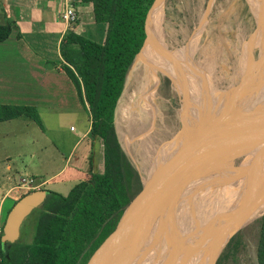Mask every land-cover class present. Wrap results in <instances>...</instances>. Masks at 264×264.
<instances>
[{
	"label": "trees",
	"instance_id": "trees-1",
	"mask_svg": "<svg viewBox=\"0 0 264 264\" xmlns=\"http://www.w3.org/2000/svg\"><path fill=\"white\" fill-rule=\"evenodd\" d=\"M80 1L91 3L95 21L106 26L104 40L70 30L61 40L60 52L63 69L87 107L92 133L103 139L105 171L92 172L67 195L48 190L44 202L30 214L32 241L0 239L1 264H86L142 188L141 175L120 143L115 114L127 75L147 37L146 17L154 0ZM11 32L10 21L0 23V42ZM22 114L39 121L33 107L0 106V121ZM257 222V261L264 264V215ZM240 243V236H234L217 264L234 256ZM154 257L146 254L138 260L150 264Z\"/></svg>",
	"mask_w": 264,
	"mask_h": 264
},
{
	"label": "rangeland",
	"instance_id": "rangeland-1",
	"mask_svg": "<svg viewBox=\"0 0 264 264\" xmlns=\"http://www.w3.org/2000/svg\"><path fill=\"white\" fill-rule=\"evenodd\" d=\"M258 3L260 4V2ZM161 7L162 35L165 36L163 33L166 28L165 33L170 36V45L174 46L178 51L175 62L169 59V56L167 59V62L172 67L171 71L168 72L172 80L166 74L159 75V84H157L154 98H152L154 114L146 113L145 108L141 104L140 93L147 91L148 87L153 88V80L150 75L148 76V69L139 62L137 57L127 75L125 87L118 101L115 114V124L120 143L142 179L146 178L152 170V156L159 153L160 148L161 151H165L166 153L168 150L167 143L182 128L183 118L189 114V111L185 107L183 109L185 91H189L191 87L192 92L189 95L188 101L192 96L193 105L199 106L198 113L201 111L200 106L202 102L199 100L200 94L195 93V96H193L194 85H191L192 82L195 84L199 78L204 79L206 80L205 84H203L204 90L209 87L213 92L219 94L237 84L244 77L241 74L242 59L250 51L248 49L249 46H254L252 49L254 62L259 61L260 49L257 45L251 44L255 41H252L250 37L259 28L260 21L258 16L254 17L256 12L253 8H251L252 11L250 10L246 0H164ZM203 14H205L206 18L205 29L199 28L200 17ZM199 35L198 46L194 48L196 53H192V57L187 56L186 51L189 49L193 37ZM176 63L177 69L175 68ZM196 63L199 65L198 67ZM180 64H183L182 68ZM193 66L197 68L194 70V74H191ZM251 69L255 70L256 65L253 64ZM182 78H185L184 82L191 79L188 87L187 81L185 83L179 81ZM182 85L183 87H181ZM79 114H60L61 120L49 118V116L43 114L44 135L39 131L40 127L36 123L32 128H22L23 126L21 125L22 127L19 126L20 129L17 128L6 132V134L1 132L0 157L5 155L4 151L7 150V152H10L11 159L13 160L1 159L0 171L5 162L19 163L21 162L20 158H24L23 156L18 157L15 155V147L16 149H20L23 146L21 152L27 153L31 147L30 142L38 140L39 144L44 143L46 142L44 136H47V152L55 146L67 150L72 141H64V138L70 134L68 132L70 127L73 126L79 131L80 124L83 123L81 122L82 118L85 120L84 125L88 124V117L85 118V113L81 112ZM58 123L61 124L60 130H58ZM12 128L14 129V127ZM61 136H63V141L59 139ZM261 151H264V148L259 151H251V156L249 154L242 156L237 160L233 168L223 170L222 172L221 180L232 176L230 182L235 180V190L240 196L242 195L241 190L248 184L249 175H246L247 169L252 160ZM146 163L148 164L146 165ZM51 168H56V164ZM200 217L199 215L189 216V223L184 222V220L181 222V219H179L178 225L183 228V225L187 224L189 228H193L195 226H192V223H198L201 220ZM238 219L239 217L234 211L232 220L237 221ZM258 219H255L239 230L238 234L241 243L238 245L235 255L228 257L222 264H258L257 245L260 233ZM167 230L170 233L174 232H172L171 226ZM33 232L34 218L33 215H30L22 225L19 239L31 242ZM167 234L170 236L168 232ZM161 236H163V232H160ZM226 247L227 244L222 248L219 257L225 252ZM183 250L186 251L173 248L171 250L172 253L176 251L179 253L180 259L177 264H192L193 260L190 258L193 257V254L189 253L186 248ZM149 254L153 255V257L156 256L149 259L150 264H167V253L157 255L152 252ZM136 264H141V260H137Z\"/></svg>",
	"mask_w": 264,
	"mask_h": 264
},
{
	"label": "crops",
	"instance_id": "crops-1",
	"mask_svg": "<svg viewBox=\"0 0 264 264\" xmlns=\"http://www.w3.org/2000/svg\"><path fill=\"white\" fill-rule=\"evenodd\" d=\"M63 1L0 0V23H12L10 36L0 42V106H30L39 118L37 121L22 114L1 120L0 133L6 134L21 125L22 128H32L36 123L44 135L43 114L58 120H61L60 114L78 115L83 112L85 118L88 117L87 125H84V118L81 119L83 123L79 131L73 126L68 130L70 134L64 141L72 143L67 150L55 146L47 152V136H44L46 142L39 144L38 140H33L27 153L21 152L23 146L20 149L15 147V155L24 157L19 163H11L10 152L4 151L5 155L0 160L10 161L5 162L0 171L2 228L11 208L25 194L45 189L67 195L92 172L105 171L103 139L93 135L87 107L63 69L60 44L70 30L98 42L103 41L106 26L95 21L91 3L80 1L76 3L78 17L75 29H72L60 15ZM57 125L60 130L61 124ZM62 137L59 139L63 141ZM54 164L56 168H51ZM23 178H33L34 182L24 183Z\"/></svg>",
	"mask_w": 264,
	"mask_h": 264
},
{
	"label": "water",
	"instance_id": "water-1",
	"mask_svg": "<svg viewBox=\"0 0 264 264\" xmlns=\"http://www.w3.org/2000/svg\"><path fill=\"white\" fill-rule=\"evenodd\" d=\"M157 1L147 14L145 28ZM146 34L138 55L148 39L147 29ZM206 104L199 113L185 115L182 128L167 143V152L142 179L141 190L86 264H130L135 244L148 239L151 230L168 229L169 225L176 228L173 211L180 202L203 191L213 180H221L223 170L233 168L242 156L264 148V63ZM47 193L34 190L14 204L3 226L2 242L19 240L25 219L44 202ZM235 195L234 207L238 209L244 197ZM263 215L264 210L251 217L244 214L229 224L209 264H216L224 245L241 228Z\"/></svg>",
	"mask_w": 264,
	"mask_h": 264
},
{
	"label": "bare ground",
	"instance_id": "bare-ground-1",
	"mask_svg": "<svg viewBox=\"0 0 264 264\" xmlns=\"http://www.w3.org/2000/svg\"><path fill=\"white\" fill-rule=\"evenodd\" d=\"M163 1L164 0H158L148 15L147 26H146V29L148 32V39L145 43L144 48L142 49L140 54L137 56L139 62L148 69L149 71L148 76L150 75V77L153 80V88L148 87L147 91L145 92L142 91L140 93V99H141V104L143 108H145L146 113L152 114V115L154 114L152 98H154L155 89L157 88V84H159L158 77L159 75H165V73L168 74V72L162 68L163 65L160 66L161 63L163 64L167 62L165 61V59L167 60V56H168L166 52L163 50L164 43H163V38H162L163 35L161 32L162 31L161 30V17H162L161 4ZM246 2L248 3L251 11H252L251 8H253L255 12L259 11L260 9L259 12L263 16L264 0H246ZM258 2H260V5ZM200 18L201 20L199 21L200 22L199 28L205 29L204 28L205 23H206L205 14H203V16ZM259 21L261 23V20ZM165 29H164L163 34L165 35L168 41V44H169V48H170L169 57L175 62L178 51L175 49L174 46L170 45V36H168L165 33ZM159 33L161 34V37L158 36ZM199 37L200 35L193 37V41L189 49L186 51L187 56L189 55L190 57H192L193 56L192 53L194 52L196 53V50L194 48L198 46ZM263 37H264V27H263V24H261L259 28L256 29L254 35L250 38H252V41L253 40L255 41V44L258 43L259 45L260 42L263 40ZM250 48L251 46L248 47L249 50ZM163 57H165V59ZM251 59H252L251 51H248L247 54L242 59L243 67L241 70V74L244 77L246 75L245 73L251 70V69L250 70L247 69L248 63ZM177 63L175 65L176 69H177ZM253 64H254V60L252 59L251 66ZM180 65H182L181 66L182 68L183 64H180ZM196 65L197 67L199 66L197 63ZM167 66L169 67L168 62H167ZM157 67H161L159 69L160 72H157V69H158ZM197 67L195 66L192 67L191 74H194V70ZM169 71H170V68H169ZM247 74L251 75L252 70L250 71V73H247ZM184 80L185 78H182L179 81L182 83H185L187 80L185 82ZM190 81L191 79L187 81V87L189 86L188 83H190ZM205 82L206 80L199 78L198 81H196V83L198 84L196 83L194 84L193 82L191 84V85H194L193 86L194 88L193 96H195V93L200 94L199 100L202 102L201 103L202 107L200 106L201 110L207 105L206 103H208L209 100H211V98L216 94V92H213V90L209 89V87L205 88L204 90L203 84H205ZM181 87H183V85ZM191 92H192V87L189 89V91H185V102L183 103V108L185 107L189 111V113L194 114L195 111H197L196 113H198L199 106L193 105L192 96H191V99L188 101V98ZM164 153L165 151L164 152L161 151V148H160L159 153H156V155L152 154L153 158L150 157L153 160V164L151 168H154V166L161 159ZM147 164L148 163H146V165ZM149 170H150V167H149ZM246 175H249L248 184L245 188L241 190V194H242L241 197H244V199L242 200V202H239L237 211L235 210V207H234L235 197H236L235 194H237L235 190V180L230 182V179L232 176L226 177L223 180H213L208 186L205 187V189L203 190L204 192H198V194L196 192L191 197L180 202L176 206L175 210L173 211L174 213L173 224L176 228L171 227L172 232L174 231L173 233H170L166 227L161 229L162 227L160 226V227H157L156 230H151L148 233V236H149L148 239H145L144 242L137 241V243L134 246L135 253H134V256H132L130 260V264H136V261L139 259L140 256H143V255H146L152 252L156 253L157 255L167 253V264H177V262L180 259L179 253L177 251L172 253L171 252L172 248L178 249L181 251H184L183 249L186 248L189 253L191 252V254H193L192 255L193 257L190 258L193 260L192 264H209L210 258H211L210 255L213 253L214 250H216V248H218L217 246L219 245V242L222 241L224 238L223 231L226 230L229 224L233 222L232 216L234 214V211L236 212L238 217H241L244 214H247L248 217H251V216L260 214L264 210V184H263L264 183V151H261V153L258 154L252 160V162L250 163L247 169ZM230 212H232V214ZM191 215L201 216L200 217L201 220L198 223L193 222L192 223L193 225L188 224V225H192L195 227L189 228L186 224V225H183V228H182L181 226L178 225L180 221L179 219H181V222L184 220V222L189 223L190 219L188 217ZM170 226L171 225H169V228ZM160 232H163V236L161 237H160ZM167 232L170 234V236H168Z\"/></svg>",
	"mask_w": 264,
	"mask_h": 264
},
{
	"label": "flooded vegetation",
	"instance_id": "flooded-vegetation-1",
	"mask_svg": "<svg viewBox=\"0 0 264 264\" xmlns=\"http://www.w3.org/2000/svg\"><path fill=\"white\" fill-rule=\"evenodd\" d=\"M260 5V4H259ZM259 11H260V9H259ZM259 11H256V13H255V16H258V18H259V20H261V23H260V25L261 24H263V27H264V12H263V16H262V14L259 12ZM162 38H163V43H164V46H163V50L166 52V54L169 56V51H170V48H169V44H168V41H166L167 39H166V37L165 36H162ZM251 44H255V42H252ZM264 37H263V40L260 42V44L258 45V43L257 44H255V45H258V47H259V49H260V51H259V55H261V56H259V61H257L256 63L254 62V64L256 65V69L260 66V64H262V63H264ZM253 47L254 46H252L251 48H250V51H251V55H252V49H253ZM168 56H167V59H168ZM164 59H165V57H163ZM170 58V57H169ZM171 59V58H170ZM253 59V58H252ZM251 59V60H252ZM251 60L249 61V63H248V67H247V69H251ZM165 61H167L166 59H165ZM160 63V62H159ZM259 64V65H258ZM163 65V66H162ZM168 65H169V67L167 66V62H165V63H161V65L160 66H162V68L163 69H165L167 72H169V68H170V71H171V69H172V67H171V65L168 63ZM242 67H243V64H242ZM158 69H157V72H160V68L161 67H157ZM246 69V70H247ZM256 69L253 71L252 69V71H253V73L256 71ZM242 70V69H241ZM250 70V71H251ZM250 71L249 72H246L245 74V77H247L248 76V74L247 73H250ZM166 74V76H168L171 80H172V78L170 77V75H168L167 73H165ZM184 109V108H183ZM199 111V110H198ZM195 112H197V111H195ZM197 114V113H196ZM240 231H238L234 236H239V233ZM233 236V237H234ZM232 237V238H233ZM231 238V239H232ZM230 239V240H231ZM230 240H229V242H230ZM228 242V243H229ZM228 243H227V245H228ZM222 255H223V253H222ZM219 257V256H218ZM221 257V256H220ZM220 257L219 258H217V261H216V264L218 263V260L220 259Z\"/></svg>",
	"mask_w": 264,
	"mask_h": 264
},
{
	"label": "built area",
	"instance_id": "built-area-1",
	"mask_svg": "<svg viewBox=\"0 0 264 264\" xmlns=\"http://www.w3.org/2000/svg\"><path fill=\"white\" fill-rule=\"evenodd\" d=\"M77 2H80V0H64L63 1V4H62V8H61V11H60V15H61V18L66 21L69 26L72 28V29H75V22L77 20V10H76V3ZM22 181L25 183H28V184H31L34 182V179L33 178H23ZM2 233H3V228L0 227V239L2 237Z\"/></svg>",
	"mask_w": 264,
	"mask_h": 264
}]
</instances>
